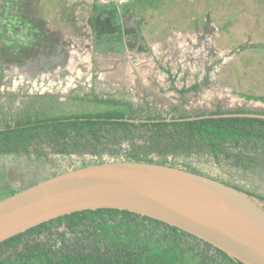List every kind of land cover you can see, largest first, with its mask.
<instances>
[{"label": "rangeland", "instance_id": "rangeland-1", "mask_svg": "<svg viewBox=\"0 0 264 264\" xmlns=\"http://www.w3.org/2000/svg\"><path fill=\"white\" fill-rule=\"evenodd\" d=\"M95 5L106 4L0 0V126L45 94L113 95L175 115L264 111V101L243 95L264 96V17L262 31L253 33L237 17L223 24L222 0H132L117 6L122 34L115 29L102 40L89 24ZM141 35L149 51L139 50ZM22 159L0 156V188L25 187L80 163L76 155L53 154L54 165ZM199 164L229 177L215 164ZM232 179L264 193L258 177L238 173Z\"/></svg>", "mask_w": 264, "mask_h": 264}, {"label": "trees", "instance_id": "trees-1", "mask_svg": "<svg viewBox=\"0 0 264 264\" xmlns=\"http://www.w3.org/2000/svg\"><path fill=\"white\" fill-rule=\"evenodd\" d=\"M89 24L102 40L111 39L115 29L122 34L117 5H95ZM139 38V50L149 51L144 36ZM243 95L264 101V96ZM252 113L264 115L244 108L175 115L113 95H36L16 117L2 121L0 156L54 165L53 154L76 155L80 163L75 167L107 159L167 164L264 199V193L232 179L241 173L264 181V116ZM199 163L215 164L229 177L212 175ZM64 170L57 168L27 186ZM25 187L5 183L0 200ZM0 264L245 263L162 220L97 208L53 218L0 242Z\"/></svg>", "mask_w": 264, "mask_h": 264}, {"label": "water", "instance_id": "water-1", "mask_svg": "<svg viewBox=\"0 0 264 264\" xmlns=\"http://www.w3.org/2000/svg\"><path fill=\"white\" fill-rule=\"evenodd\" d=\"M97 208L162 220L235 260L264 264V199L180 167L146 161L107 159L69 168L1 199L0 242L53 218Z\"/></svg>", "mask_w": 264, "mask_h": 264}, {"label": "crops", "instance_id": "crops-1", "mask_svg": "<svg viewBox=\"0 0 264 264\" xmlns=\"http://www.w3.org/2000/svg\"><path fill=\"white\" fill-rule=\"evenodd\" d=\"M221 12L223 24L227 27L231 24V17H237L239 23L250 24L248 32L262 31L264 0H222Z\"/></svg>", "mask_w": 264, "mask_h": 264}, {"label": "built area", "instance_id": "built-area-1", "mask_svg": "<svg viewBox=\"0 0 264 264\" xmlns=\"http://www.w3.org/2000/svg\"><path fill=\"white\" fill-rule=\"evenodd\" d=\"M131 1L132 0H98V2H100L101 4L117 5V6L125 5Z\"/></svg>", "mask_w": 264, "mask_h": 264}]
</instances>
